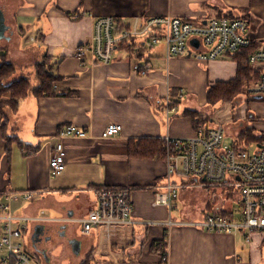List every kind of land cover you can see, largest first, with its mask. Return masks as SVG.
<instances>
[{
    "label": "crops",
    "instance_id": "1",
    "mask_svg": "<svg viewBox=\"0 0 264 264\" xmlns=\"http://www.w3.org/2000/svg\"><path fill=\"white\" fill-rule=\"evenodd\" d=\"M261 1L0 0L10 27L6 37L0 35V52L7 51L17 72L21 68L22 77L31 84L35 81L33 87L39 83L36 65L45 55L52 58L54 72L60 77L56 93L31 94L15 111L4 107L6 118L0 108V191L40 192L33 200L13 199L16 215L45 219L30 221L23 238L25 247L40 259L39 264L44 263L33 241L38 224H45L55 235L64 229L68 240L76 238L80 247L68 251L81 255L83 260L101 253L96 264H260V234H252V241L247 243L249 250L245 251L237 232L166 225L171 217L176 221L201 220L217 207L226 212L225 199L213 195L210 188L182 189L172 211L155 203L156 192L166 183L167 171L166 158L158 152L160 142H166L168 136L190 137L196 131L190 116H179L178 92L186 87L198 92L212 82L231 78L236 69L232 56L210 62H199L190 54L168 57L161 43L146 45L139 59L117 48L112 63L84 66L76 49L91 41L98 17L113 16L124 23L159 15L193 21L226 14H247L250 18L246 12L258 8ZM251 32L255 40L264 41V25ZM135 64L148 65L147 75L134 70ZM26 69L33 80L26 76ZM168 95L173 96L171 106L176 108L171 114L167 112ZM191 98L186 103H191ZM2 100L9 102L11 94H4ZM111 123L122 124V132L102 138ZM67 124L87 130L89 137L64 140L66 169L52 177L53 146L49 139ZM102 186L133 188L134 222L119 227L110 238L104 227L84 235L78 222L68 220L86 216L96 205V189ZM179 201L184 207L179 208ZM175 211L177 216L173 215ZM100 239L104 241L98 243ZM165 249L168 262L162 260ZM68 251L64 250L65 254ZM244 254L249 261H244Z\"/></svg>",
    "mask_w": 264,
    "mask_h": 264
},
{
    "label": "built area",
    "instance_id": "2",
    "mask_svg": "<svg viewBox=\"0 0 264 264\" xmlns=\"http://www.w3.org/2000/svg\"><path fill=\"white\" fill-rule=\"evenodd\" d=\"M250 23L240 16H218L206 21H193L159 15L136 17L128 23L127 29L116 32L115 17H98L94 21L91 41L80 45L76 49V56L84 66L110 64L115 59L118 46L134 38L144 46L163 43L168 57L190 54L199 61L210 62L232 56L252 45L255 38ZM194 39L198 46L192 44ZM249 63L261 73L260 79L252 83L248 91L253 100L264 102V44L250 54ZM134 70L143 76L147 75L148 65L135 64ZM178 93L181 97L184 91L181 89ZM172 100L173 96L168 95V114L176 110L171 106ZM250 118L264 124V120L260 121L263 118L261 115L252 114ZM253 129L255 139L249 143L242 139L227 142L225 128L212 122L200 123L195 135L190 137H166V183L163 190L156 192L157 205L164 204L170 211L174 210L182 189L193 186L233 189L235 200L232 204L236 205L234 210L227 209L226 212L217 207L201 220L176 221L171 217L166 222L169 228L192 225L215 233L242 232L249 243L253 233L264 234V129ZM122 130V124L111 123L101 137H116ZM86 137H89L87 130L67 124L49 139L53 146L50 155L52 177L61 175L66 169L64 140ZM174 176H178L179 180H174ZM132 192L131 186L99 187L96 189L95 207L86 216L68 220L78 222L84 235H89L95 228L104 227L110 238L119 227L134 222ZM39 193L29 189L0 191V264H39L35 261L36 254L25 247L23 238L30 221L45 219L16 215L13 207L15 197L33 200ZM162 260L169 261L166 249Z\"/></svg>",
    "mask_w": 264,
    "mask_h": 264
},
{
    "label": "trees",
    "instance_id": "3",
    "mask_svg": "<svg viewBox=\"0 0 264 264\" xmlns=\"http://www.w3.org/2000/svg\"><path fill=\"white\" fill-rule=\"evenodd\" d=\"M223 16L233 17L235 15L226 14L221 15L220 17ZM240 17L250 20L247 14ZM127 28L128 23L116 19V32H120ZM263 44V41L255 40L249 47L242 48L238 52L232 54V59L236 62L235 74L230 79L217 80L208 85V90L206 92L207 104L216 105L218 103H230L234 105L235 98L244 95L248 87L260 79L261 70L257 71L250 65L249 56L257 49L261 48ZM118 48L122 51L128 52L131 58L135 59L142 58L146 49L144 45L138 43L134 38L123 41ZM16 74L17 67L9 59L7 51L0 52V108L3 118L7 117L4 107H8L12 111H15L18 109L21 100L31 94L43 96L52 95L57 92L55 87L56 82L59 81L60 77L54 72L53 60L48 55H45V57L36 65V74L39 82L36 87L32 86L28 78L21 77L13 79ZM6 93L11 94V100L7 103L2 100L3 95ZM185 114L192 118L195 127L200 123L208 121L207 119H201L200 113L193 108H187ZM240 138L246 140L247 143L251 142L255 139L254 129L251 127H245L240 133ZM151 151L154 152L155 149L152 148ZM158 152L162 158H166V142H160ZM164 247L165 244L162 245V248Z\"/></svg>",
    "mask_w": 264,
    "mask_h": 264
},
{
    "label": "rangeland",
    "instance_id": "4",
    "mask_svg": "<svg viewBox=\"0 0 264 264\" xmlns=\"http://www.w3.org/2000/svg\"><path fill=\"white\" fill-rule=\"evenodd\" d=\"M256 9H251V11L246 12L250 15V28L252 31H258L262 25H264V0L257 3ZM239 14H244L243 11H240ZM29 40V36L27 37ZM26 40V39H25ZM34 45L33 43H31ZM36 45V44H35ZM6 51L2 50L1 52ZM199 61V60H198ZM200 62V61H199ZM17 66H20L17 64ZM23 69L20 68V71L17 72L15 77L13 79H16L18 77H22L23 74ZM26 76H28L30 79H32L31 74L28 72L26 69ZM234 76V75H233ZM232 76V77H233ZM230 79V78H229ZM33 80V79H32ZM35 81H32V84H34ZM208 90V87L206 86L202 90L198 92L194 91H189V88H184V93L181 97H179V116H183L185 114V110L187 107H194L197 109V111L200 113V118L201 119H207V122H212L214 124L221 125L225 128L227 132V142H234L236 140H241L240 138V133L245 127H251L255 128L257 131H260L261 129H264V124L257 121L254 122L251 120L252 114L255 115H261V117L264 118V102H261L257 99L253 100L252 95L249 93L248 89L244 95H241L239 97H236L234 100V105L230 103H218L216 105H210L206 103V92ZM251 95V96H250ZM189 97L191 98V103L187 102L189 100ZM205 99V100H204ZM263 118H260L261 120H264ZM239 134V135H238ZM179 179L178 176H174V180ZM209 189V188H208ZM211 193L214 195H218L219 198L222 197L225 199V208L226 209H235L236 205H233L232 202L235 200L232 196L233 194V189L230 188H219V187H212L210 188ZM180 202V201H179ZM184 207L183 204L180 202L179 208ZM237 213V210L235 211ZM174 216H177L178 214L176 211L173 214ZM80 232V231H79ZM238 233V239H239V244H243V248L245 251H248V244L246 240H243L242 237H244L243 233L237 232ZM254 234H260L262 238V247L260 249L262 252V259L260 260V264H264V234L262 233H254ZM255 238V235H253ZM29 245V237H27L26 240ZM99 241L98 243L103 242V239L97 240ZM60 243H56L52 245L51 247V252H52V258L55 264H96L97 260H99L102 257V254L99 252H96L95 257L91 259V256L88 255V259L83 260V257H80L78 255H74L72 252L68 251L70 248L67 245V242L62 243V245H59ZM66 252V249L69 254H65L64 250ZM244 261H249L248 255H243ZM35 261L37 263H41L40 259H38V256L35 257ZM42 261L44 264L46 262L42 258ZM85 262V263H83Z\"/></svg>",
    "mask_w": 264,
    "mask_h": 264
},
{
    "label": "flooded vegetation",
    "instance_id": "5",
    "mask_svg": "<svg viewBox=\"0 0 264 264\" xmlns=\"http://www.w3.org/2000/svg\"><path fill=\"white\" fill-rule=\"evenodd\" d=\"M67 238L68 237L66 236L64 229H61L57 235H55L51 230L46 231L44 234H41L37 242L34 243V250L41 257V259H44L46 263L55 264L51 253L52 245L56 243H60L59 245H62V243L66 241L67 245L72 247V249L75 251H77V249L80 247L76 238H72L70 240Z\"/></svg>",
    "mask_w": 264,
    "mask_h": 264
},
{
    "label": "water",
    "instance_id": "6",
    "mask_svg": "<svg viewBox=\"0 0 264 264\" xmlns=\"http://www.w3.org/2000/svg\"><path fill=\"white\" fill-rule=\"evenodd\" d=\"M10 27L6 24V16L5 11L0 7V35L1 36H7V32H9ZM192 44L198 46L197 41L194 39L192 40ZM50 228H47L45 224H38L35 228V232L33 235V241L34 243L37 242L41 234H44L46 231H49ZM74 242V241H73Z\"/></svg>",
    "mask_w": 264,
    "mask_h": 264
}]
</instances>
